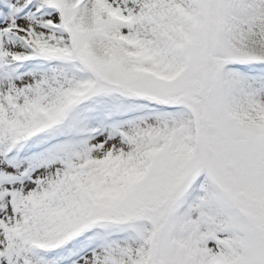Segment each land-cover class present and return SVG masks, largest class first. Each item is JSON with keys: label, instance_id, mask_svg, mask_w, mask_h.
<instances>
[{"label": "snow or ice", "instance_id": "6c2138e0", "mask_svg": "<svg viewBox=\"0 0 264 264\" xmlns=\"http://www.w3.org/2000/svg\"><path fill=\"white\" fill-rule=\"evenodd\" d=\"M0 264H264V0H0Z\"/></svg>", "mask_w": 264, "mask_h": 264}]
</instances>
